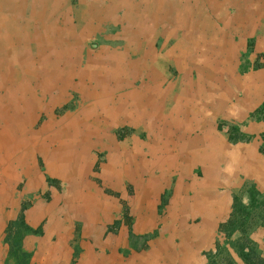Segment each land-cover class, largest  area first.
Masks as SVG:
<instances>
[{
    "label": "rangeland",
    "instance_id": "1",
    "mask_svg": "<svg viewBox=\"0 0 264 264\" xmlns=\"http://www.w3.org/2000/svg\"><path fill=\"white\" fill-rule=\"evenodd\" d=\"M135 1L138 6L128 17L125 4L111 12V0H0V13L9 10L12 15L10 7L15 6L19 21L31 27L25 26L35 36L31 45L41 44L44 53L59 51L61 58L73 60L77 68L95 61L108 68L114 51L126 50L122 65L139 59L140 54H135L137 50L125 44L126 40L149 31L153 32L151 43H143L139 49L156 54L143 68L130 67L129 72L137 68L133 73L138 78L136 85L150 88L151 102L141 105L149 119L106 125L105 114L98 108L103 120L98 136L85 117L86 124L77 128L82 130L79 135L72 131L50 142L47 154L38 149L33 153L16 149V165L20 154L22 159L26 153L17 175L15 171L5 175L0 169V264H15L9 256V243L20 236L22 248L31 255L29 264L44 262L59 251L70 257V264H76L85 251L86 261L101 255L119 262L130 249L145 250L159 233H179L185 226L208 222L206 214L215 204L222 215L212 247L201 252L202 264H245L238 248L252 243L264 256V197L258 208L247 209L251 188L264 193V186L249 170L251 161L264 160V130L250 127L264 125V104L241 117L233 108L235 100L243 99L252 74L264 66L261 56L255 62L249 58L257 49L256 36L245 35L262 25L264 0H164L169 4L164 19L153 11L146 15L144 2ZM93 4L103 11L102 22L97 28L80 29V18L89 15ZM183 4L191 21L196 22L194 14L200 12L205 22L192 31L193 43L178 45L168 38L174 31L178 39L183 34L174 19L176 6ZM254 6L256 14L250 15L248 10ZM3 30L0 23V36ZM200 36L204 40L197 39ZM168 50L174 57L164 55ZM181 52L186 56L177 60ZM77 90L67 89L50 111H36L33 130L41 128L47 115L60 121L80 112L88 101L82 90ZM56 94L55 89L52 97ZM185 144L190 145L187 155L177 150ZM59 145H63L55 153L59 158H52ZM117 145L120 148L115 149ZM174 148L178 156L171 157L170 152L176 154ZM249 150L254 152V160L248 158ZM197 154L202 158L191 162ZM184 159H188L186 164ZM54 166L59 170L53 172ZM234 206L233 220L242 226H226L222 231L220 227L228 222ZM238 210L243 211V221ZM22 223L31 229L24 236Z\"/></svg>",
    "mask_w": 264,
    "mask_h": 264
},
{
    "label": "bare ground",
    "instance_id": "2",
    "mask_svg": "<svg viewBox=\"0 0 264 264\" xmlns=\"http://www.w3.org/2000/svg\"><path fill=\"white\" fill-rule=\"evenodd\" d=\"M142 1L146 5V15L153 11L157 17L163 19L168 18L166 8H169V4H164V0H141V2ZM137 2L138 1L132 0V3L129 4L128 0H126V2H124V0H111L109 10L111 12H116L120 9V6L125 4L130 11H127L126 14L130 17L136 6H138ZM10 8L13 16L9 10L6 11V13H0V23L4 28L3 34L0 36V92H4V95L0 94V124H2V130L0 128V164L3 165L0 169L4 171L3 174H13L15 171V175H17V169L24 167L23 162L26 160V153H24L22 159L20 154V158H18V161L20 162L16 165L13 158V153L16 149H22L23 151L27 150L31 153L38 149L43 150V152L47 154L50 142L59 139L60 137L71 135L72 131L74 134L76 133V135H79L82 130L78 132L77 128L86 124V122H84L85 117L90 119L88 125L94 127L93 133L96 136H98V130H100L99 122H102L103 120L107 123L106 125L110 122L122 123L123 121L130 119L139 123L143 119L149 117L147 116V109L143 108L141 105H148V103L151 102V96L147 94L150 88L141 84L136 85L138 78L133 73L139 71L137 68L132 69L134 72L129 74L130 67L143 68L142 66L145 64L127 63L122 65L121 55L118 56L117 53H113L108 68L102 65L101 62L98 63V61L93 63L89 61L91 64L88 66L77 68L73 60H64L61 58L62 54L59 51L48 52L46 50V53H44V46L41 44L31 45V42L35 41V36L32 35L33 33L30 32L29 29H26L25 26L28 24L24 25L19 21L17 8L15 6H11ZM175 10V23L178 24L180 29H189L192 32L194 29L196 30L198 27L200 28L205 22L204 15L200 12L194 14L198 16L196 22L191 21V16L186 4H183V6L177 5ZM83 12L85 13V11ZM101 14H103V11H98L94 4L90 6L89 15H82L80 12L79 17H81V15L84 17L80 18L81 23L79 28H84V30L90 27L97 28L102 22ZM155 23L156 22H154V24ZM35 33L36 31L34 34ZM152 33L153 32L150 31L147 32V34L139 33L138 36L128 37L126 44H135L134 46H139L143 43H151V40L153 39ZM175 34L176 32L174 31L170 34L168 39L176 40L178 45L183 43V45H185L193 43L194 41L193 38H191V40L188 37H182L183 39L175 38ZM201 37L202 36L197 39L200 40ZM27 52L28 54H26ZM67 55H71V53L68 52ZM183 56L185 55L180 56L178 60H182ZM123 75H126V78H124ZM131 76H133L132 79ZM75 79H77V81H75ZM69 88L82 90V95L87 98L88 103L81 108L80 112L76 113L77 115H66L65 118L60 121H56L52 116L47 115V120L43 122L40 126L41 128L37 131L33 130V125L36 122V111L42 112L44 109L50 111V108L61 100L66 90ZM55 89L57 90V94L52 97V93ZM147 96H149V98ZM47 97H50V99L47 100ZM193 104L192 106H194ZM98 108L102 109V113L105 114L103 120H100V116L97 114ZM130 108H134V110ZM119 111H121L120 114ZM151 115L153 116V119V111L151 112ZM65 125H68L69 127H66ZM54 128H56V130H53ZM186 145L187 144L183 147L180 145L177 148V150L181 151L183 155H187L190 150L188 149V147L190 148V145ZM116 148L118 149L120 147L117 145L115 149ZM62 149L63 145H59L58 148L55 146L53 149L54 157L52 158L58 159L59 157L55 155V153ZM159 149H162L161 145ZM174 149L176 151V148ZM160 152H162V155L163 151L160 150ZM166 153H168V151ZM170 153H172L171 157L174 155L178 156L177 151L176 154H173L174 152ZM198 155L199 154H197L195 158L190 159L191 162L202 158V155ZM153 159L156 160L155 158ZM184 160L186 164L188 159ZM154 164H156V162ZM160 166H162V163ZM22 170L21 172H23ZM58 170L59 166L52 167L53 172Z\"/></svg>",
    "mask_w": 264,
    "mask_h": 264
},
{
    "label": "crops",
    "instance_id": "3",
    "mask_svg": "<svg viewBox=\"0 0 264 264\" xmlns=\"http://www.w3.org/2000/svg\"><path fill=\"white\" fill-rule=\"evenodd\" d=\"M255 10L256 7L254 6L253 8H249L248 12L251 15L255 13L253 12ZM261 14L264 15V12H261ZM262 20V25L259 27L258 31L251 28L252 31L249 30V32H246L245 34L248 37L256 36V52L249 56L252 62H255L260 56L261 57L259 61L264 62V58H262V55H264V19ZM180 31H183L181 38L188 37L191 39L193 37V34L189 29H183ZM200 40L204 39L201 37ZM147 44L150 43H146V45ZM130 45L134 46L135 44ZM140 46L141 45L134 46L137 50L135 54L138 52V54H140V58L135 61L127 60L125 64L133 63L143 65L147 63L148 59L153 61L152 58H154L156 54L151 50L141 52V49H139ZM168 51H165L166 53H164V55L174 57V54H171L170 50ZM113 53H117L118 56L121 55V60H123L127 54L126 50L123 52L114 51ZM182 55L186 56L185 53H180L177 57V60ZM252 80L253 81L249 84V86L243 90V99L238 98V100L233 102V108H235V114L238 117H241L244 115V113L252 112L254 109L264 104V66L252 74ZM250 127L258 130H264V125L259 123H254ZM248 158L254 160V152H250L249 150ZM250 163L251 165L249 166V170L251 171L252 176L255 177L256 182L260 186H264V160L259 161L256 159ZM209 206L213 207L214 205L213 203L209 202ZM217 206L218 205L215 204L214 209L211 208L209 210L210 213L206 214L208 215V217H206L208 222L204 221L203 223L202 221L199 227H194L193 225H189L188 227L185 226V228L183 227V230H181L179 233H175L173 231L169 233H159L157 238L148 241L145 250H141L139 252L130 249L126 256L120 258L119 262L108 259L109 257L107 256L101 255H96L94 259H92L93 261L91 259L86 261L87 251H85L80 255V258L77 259L76 264H202L204 262V258L202 257L201 252L203 249H209L212 247L216 237L217 221L222 215V213H219V211L216 210ZM215 214H218V216H215ZM183 220H185V218ZM185 225H187V221L185 222ZM125 247H127V245ZM34 257H36V254ZM41 262L43 261H36V264H41ZM70 262V257L66 258L59 251L57 253L54 252L51 254L50 258L44 261L43 264H70Z\"/></svg>",
    "mask_w": 264,
    "mask_h": 264
},
{
    "label": "trees",
    "instance_id": "4",
    "mask_svg": "<svg viewBox=\"0 0 264 264\" xmlns=\"http://www.w3.org/2000/svg\"><path fill=\"white\" fill-rule=\"evenodd\" d=\"M264 197V193H260L255 188H251L250 191V206L247 208L248 210L258 208L259 203L261 201V198ZM236 206H234V209L232 210V216L228 220L226 224L221 225V230L225 231L226 226H230L232 229L236 228V226H242V223H237L236 220H233V217L235 218V211ZM239 211V210H238ZM241 213L242 221L244 220V214L243 211H239ZM23 226V233L21 234L24 236L26 233L30 232L31 229L24 225ZM232 230L227 234L228 236L231 235ZM21 236L18 237L17 241H14L10 244V250H9V256L12 257L15 260V264H29L31 255L29 252L25 251L22 248L21 245ZM242 252V257L244 258L245 264H264V256H261L258 251L256 250L254 244L249 246H241L238 248Z\"/></svg>",
    "mask_w": 264,
    "mask_h": 264
}]
</instances>
